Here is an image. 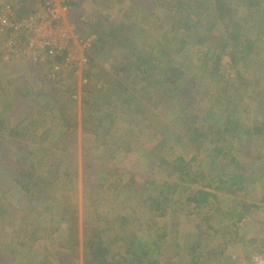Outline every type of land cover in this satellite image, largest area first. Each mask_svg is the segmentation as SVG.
Instances as JSON below:
<instances>
[{"label": "rangeland", "instance_id": "rangeland-1", "mask_svg": "<svg viewBox=\"0 0 264 264\" xmlns=\"http://www.w3.org/2000/svg\"><path fill=\"white\" fill-rule=\"evenodd\" d=\"M196 2L66 0L58 25L90 39L79 70L6 59L17 37L0 33V264H218L249 252L241 236L264 247V0ZM6 5L23 18L35 0ZM228 172L246 176L232 194ZM199 189L215 198L191 204Z\"/></svg>", "mask_w": 264, "mask_h": 264}, {"label": "built area", "instance_id": "built-area-1", "mask_svg": "<svg viewBox=\"0 0 264 264\" xmlns=\"http://www.w3.org/2000/svg\"><path fill=\"white\" fill-rule=\"evenodd\" d=\"M10 8L6 5L0 9V33L10 29L17 37L6 39L1 46L6 59L12 52L13 55H24L33 51L34 62H41L44 58L36 53L45 52L53 57L61 56L62 64L68 65L71 70H79L87 65L90 39L79 36L72 26L58 25L69 9L66 0H35L31 13L23 18L13 17L14 10ZM52 66L54 74L60 64ZM228 258L231 261L222 264H264V250H254L246 257L232 254Z\"/></svg>", "mask_w": 264, "mask_h": 264}, {"label": "trees", "instance_id": "trees-1", "mask_svg": "<svg viewBox=\"0 0 264 264\" xmlns=\"http://www.w3.org/2000/svg\"><path fill=\"white\" fill-rule=\"evenodd\" d=\"M202 2H203V0H197V2L195 3V6H201V4H202ZM216 6V5H215ZM217 7L218 8H220V7H222V5H217ZM215 8V7H214ZM222 9H224V7H222ZM215 10V9H214ZM258 11H259V14H258V20H256L255 21V26H256V28L257 27H259L260 29H261V31L262 32H264V30H263V27L261 26V24L262 23H264V8H262V9H257ZM218 18H221L222 19V13H219L218 14V16H217ZM260 18L262 19V21H261V23H260ZM100 19V18H99ZM125 21H127V20H125ZM260 34V33H259ZM223 46V45H222ZM155 70H160V71H162V75L164 76V84H166V85H168V84H173V85H176V84H178L179 83V81H180V77L178 78V76H173L172 75V73L170 72L172 69L169 67V66H167V67H165V68H162L161 66L160 67H158V65H156V67L154 68ZM154 69H153V71H154ZM153 74H150L149 76H152ZM170 75H172V78L170 77ZM150 78V77H149ZM177 78H178V81H176L177 80ZM183 79H185V81H184V85H182L181 86V88L179 89V92H177V94L175 95V97H177L178 99H182L183 100V98H185L186 96H187V91H186V86L187 85H190V83L192 84L193 83V78H190V77H184ZM27 104H29V107H28V111L26 112V114L29 116V113L31 112V108L32 107H34V105L33 104H31V103H28V102H26ZM26 106V105H25ZM30 106H31V108H30ZM27 107V106H26ZM60 108H62L63 109V107H60ZM61 109V110H62ZM233 127L232 128H225L224 130H223V132L222 133H231V132H233ZM245 133H247V131L245 130ZM0 152L2 153L3 152V154H6L7 153V148H5V147H0ZM18 156H20L21 158H22V154L20 153V151H19V153H18ZM181 163H185V161L184 160H182L181 158H179L178 159ZM19 163L21 164V159H20V161H19ZM32 169V166H30V168H29V170H31ZM29 170L27 171V173H29ZM56 171V168L53 166V171L51 172V173H54ZM15 171L13 170L12 171V173H14ZM16 173V172H15ZM18 174V173H17ZM226 177H224L223 179H221V178H219V180H218V182H220L221 184H225V185H227V187H222L221 189L223 190V191H227L228 193H230V194H232V193H235V191H236V189H237V186H239L240 184H242V182L244 181H246V176L245 175H243V174H236V173H234V172H232V173H230V172H228V173H225L224 174ZM13 181H14V183L16 182L17 183V185L21 188V187H23V185H22V183H21V185H19L20 184V182L21 181H19L18 182V179H17V177L16 176H14L13 177ZM25 187H24V189L25 190H27L28 188H27V186L26 185H24ZM216 189H219V187L218 186H216L215 187ZM218 191V190H217ZM220 192V191H219ZM214 196V194H212V193H210L209 191H204V190H201V189H199V190H196L195 191V193L193 194V196H192V198H191V200L194 202V204L195 205H200L201 203H204V202H206L208 199H209V197L211 198V197H213ZM159 207V206H158ZM126 221V220H125ZM127 222V221H126ZM123 240V239H122ZM132 242V241H131ZM140 244H139V240H137V241H135L134 243H133V249H132V245L130 246L129 244H126V246L127 247H125L126 249H125V251H126V254H128L129 256L131 255V257H133L132 255L134 254V253H137V252H142L143 253V248L145 247V246H139ZM145 249V248H144ZM98 250V249H97ZM131 257L129 258L130 260L129 261H132V259H131ZM96 259V255H93V259Z\"/></svg>", "mask_w": 264, "mask_h": 264}, {"label": "crops", "instance_id": "crops-1", "mask_svg": "<svg viewBox=\"0 0 264 264\" xmlns=\"http://www.w3.org/2000/svg\"><path fill=\"white\" fill-rule=\"evenodd\" d=\"M57 92V91H56ZM201 190H204V191H207V190H205V189H201ZM210 192V191H209ZM195 192H193L192 194H191V197H190V200H191V198H192V196H193V194H194ZM212 194H214V196L213 197H211V198H215V195H216V193H212ZM209 199H210V197H209ZM208 199V200H209ZM207 200V201H208ZM192 201V200H191ZM206 201V202H207ZM206 202H204V203H206ZM191 204H193V205H195L194 204V202L192 201V203ZM162 236V235H161ZM160 236V237H161ZM243 236H241V238H242ZM241 238H239V240L241 241H239V251L243 248V247H245V245H248L249 246V248L247 247V249L249 250V252H247L246 254H248V253H250V252H252V251H254V247H251L252 245L254 246V239H246L245 240V236L243 237L244 239H241ZM245 244H243V243ZM256 245H258V244H256ZM141 246H144L143 244H141ZM258 247V246H257ZM144 248H146V247H144ZM143 248V253H145V249ZM256 248V247H255ZM259 249H261V250H264V247H258ZM256 250H258V249H256ZM157 252H159V251H157ZM142 253V252H141ZM147 254V253H146ZM240 255H242V256H244V257H246L247 255L246 254H241V253H239ZM175 257V256H174ZM224 262H223V260H221L220 262L221 263H218V264H222V263H226V262H229V261H231L229 258H228V255H226V254H224ZM227 258V259H226ZM203 261L205 260V261H209L208 259H204L203 257L201 258ZM195 260H197V258L195 259ZM204 261V262H205ZM196 264H198V263H196Z\"/></svg>", "mask_w": 264, "mask_h": 264}]
</instances>
